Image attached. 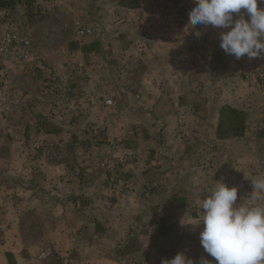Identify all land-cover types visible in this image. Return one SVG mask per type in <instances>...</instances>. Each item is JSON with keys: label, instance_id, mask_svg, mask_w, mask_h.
<instances>
[{"label": "crops", "instance_id": "obj_1", "mask_svg": "<svg viewBox=\"0 0 264 264\" xmlns=\"http://www.w3.org/2000/svg\"><path fill=\"white\" fill-rule=\"evenodd\" d=\"M55 1L68 12L79 2L81 16L98 21L88 42L95 50L49 44L26 20L17 26L23 5L0 9V32L26 33L33 44L24 68L0 58L23 93L17 112L0 113V264H161L178 252L211 259L199 242L203 225L180 220L199 218L216 181L236 187L242 204L264 175L256 135L264 66L225 54L227 29H193L189 12L151 13L153 0ZM103 100L114 104L112 119L97 106ZM223 106L246 115L243 136L217 138ZM189 126L196 139L180 138ZM137 128L146 137L134 138ZM107 153L122 177L100 172Z\"/></svg>", "mask_w": 264, "mask_h": 264}, {"label": "clouds", "instance_id": "obj_2", "mask_svg": "<svg viewBox=\"0 0 264 264\" xmlns=\"http://www.w3.org/2000/svg\"><path fill=\"white\" fill-rule=\"evenodd\" d=\"M188 25L227 29L219 33L220 48L236 60L264 57V0H192ZM247 17V18H246ZM198 33V35H197ZM199 36L200 33L197 32ZM252 192L237 204L238 189L228 187L223 178L216 181L201 199L198 219L180 220L181 227L198 228L204 252L214 258L199 261L178 252L161 264H264V176L251 180Z\"/></svg>", "mask_w": 264, "mask_h": 264}, {"label": "rangeland", "instance_id": "obj_3", "mask_svg": "<svg viewBox=\"0 0 264 264\" xmlns=\"http://www.w3.org/2000/svg\"><path fill=\"white\" fill-rule=\"evenodd\" d=\"M159 1H161V2L159 3ZM34 2H35V0L32 2V4L30 6H26L24 4H21L24 6V9H22L18 12L20 16H17V21H16L17 26H21L22 23L24 22L23 20H26V22L28 24H30L31 26H34V28L37 29V32L39 33L40 40H42V38H43V40H46V42L49 44H59V45L62 44V45H66L67 47H71L73 43H78V41H81L82 44L88 43L94 34L91 37L81 39L78 35L79 27H81L83 25L87 26V27H91V29H93V32H95L98 28H100L98 21H96L93 17H90L93 19V20H90L88 18L89 15L88 16H81L80 10L83 9V6L79 2H77L74 9H72V12L74 11V13H72L70 11L68 12V10L64 11L62 8H58V9L56 8L55 9V7L49 6L50 3H48L47 5L49 7H51L52 9L47 11L45 9V7H39V6L35 7ZM153 2L154 3L151 2L148 5V11L151 13H157V12H161V13L165 12L166 14H171L172 12L188 13L194 7L192 0H153ZM158 3H159V5H158ZM65 9H67V8H65ZM41 28L43 29V31H45L47 33L46 37H44L42 35V32L40 31ZM6 31H8V29H6ZM251 76L254 78L256 76L255 72L252 73ZM152 86L153 85H150V87H152ZM154 87L156 88L157 85H155ZM114 88H116V86L110 85L109 89L112 92V90ZM104 102H105V100L101 101L100 103L97 102V106L100 109V111L101 110L105 111L106 117L108 119H110L112 117V115L109 114V112L107 111V108L108 107L112 108L114 106V104L112 103V106H106L104 104ZM185 129L186 130L184 132L180 133V135H179L180 138H181V135H183L184 139L185 138L189 139L191 137L196 139L194 136V133H190L191 126L186 127ZM141 130L142 129H140V128L134 129L133 137L134 138L136 136L146 137V134L141 132ZM161 134L162 133H161V128H160V129H158V132L154 133L155 139L152 136H150V137H152V142H157L159 144V146L161 145ZM203 134H205V132H203ZM152 135H153V133H152ZM256 135H258V137L261 138L262 142H264V118L261 121L260 129L258 128ZM134 141L135 140H133V142ZM125 145H126V141H125ZM122 147H121V149H122ZM87 150H89V149L87 148ZM69 154H71L70 149L67 151V155H69ZM146 155H147V152H146ZM156 155L161 157V150H157ZM120 163H121V161L119 159L112 158V156L107 153V155H105L102 158V160L99 164L100 172H102L103 174L104 173L107 174V172L110 173L111 176L113 175L112 179L122 177V175H120L118 173V172L121 173L120 165L122 163L121 164ZM155 163H157V162H155ZM152 167L156 173L159 170H161V167L159 166L160 167L159 168L158 164H153ZM156 167H158V168H156ZM251 177H253V176H251ZM153 184H155L154 189L156 188V186H158V184H160V183H158L157 177H155L152 181H150V185H153ZM153 197L157 198L156 196H153ZM249 202L253 203L254 201L250 200ZM156 205H157V203H155L153 205V207H156ZM151 212H155V210H153V208H151ZM164 214H171V212L169 211L168 213H164ZM130 248L131 249H137V245L131 244ZM43 249H44V247H43ZM210 260L214 261V258L211 257Z\"/></svg>", "mask_w": 264, "mask_h": 264}, {"label": "built area", "instance_id": "obj_4", "mask_svg": "<svg viewBox=\"0 0 264 264\" xmlns=\"http://www.w3.org/2000/svg\"><path fill=\"white\" fill-rule=\"evenodd\" d=\"M50 0H35L34 6L45 7L47 11L51 7L59 8L62 6L60 1H55L50 6ZM89 18V17H88ZM93 20L92 18H89ZM93 22V21H92ZM94 34L93 29L87 26H81L78 29V35L81 39L91 37ZM33 57V44L30 36L26 33L16 31L0 32V58L10 60L12 65L24 68L28 65ZM243 62L251 65L254 61L264 66V57L249 60L247 56L242 57ZM1 63V62H0ZM23 100V93L20 91L17 80L14 79L11 71L4 65H0V113H14ZM106 106H112V101L105 100Z\"/></svg>", "mask_w": 264, "mask_h": 264}, {"label": "trees", "instance_id": "obj_5", "mask_svg": "<svg viewBox=\"0 0 264 264\" xmlns=\"http://www.w3.org/2000/svg\"><path fill=\"white\" fill-rule=\"evenodd\" d=\"M34 0H0V9H8L17 5L24 4L30 6ZM124 6L135 4L133 0H125ZM72 48H78L81 52L92 51L97 48V43H84L79 45L73 43ZM246 115L230 106H223L219 111V117L216 127V135L220 140L241 137L246 132Z\"/></svg>", "mask_w": 264, "mask_h": 264}]
</instances>
